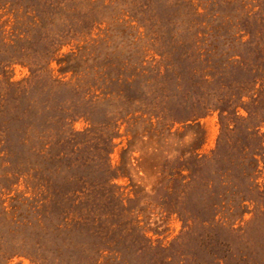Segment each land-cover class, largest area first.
I'll return each mask as SVG.
<instances>
[{
  "label": "rangeland",
  "instance_id": "1",
  "mask_svg": "<svg viewBox=\"0 0 264 264\" xmlns=\"http://www.w3.org/2000/svg\"><path fill=\"white\" fill-rule=\"evenodd\" d=\"M0 264H264V0H0Z\"/></svg>",
  "mask_w": 264,
  "mask_h": 264
},
{
  "label": "trees",
  "instance_id": "2",
  "mask_svg": "<svg viewBox=\"0 0 264 264\" xmlns=\"http://www.w3.org/2000/svg\"><path fill=\"white\" fill-rule=\"evenodd\" d=\"M191 117H196V116H193V114H190V115H187L185 119L191 118ZM246 149H247V147L242 148L241 149V154H239V156L235 160H232L231 162L236 167L237 166H241V168L245 171L244 173H245V176L247 177V179L248 178L250 179V174L252 172L256 171V168H257V160L255 158V153L249 152ZM243 151H245V152H243ZM75 193H79V195H76V197L77 198H80L81 197L80 195L83 192H81V191H79V192L75 191ZM241 201H243V199H241Z\"/></svg>",
  "mask_w": 264,
  "mask_h": 264
}]
</instances>
